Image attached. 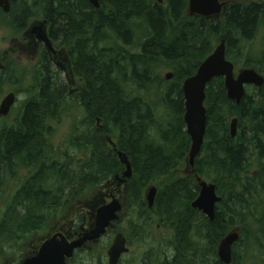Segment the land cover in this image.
I'll list each match as a JSON object with an SVG mask.
<instances>
[{
	"label": "trees",
	"instance_id": "16d2710c",
	"mask_svg": "<svg viewBox=\"0 0 264 264\" xmlns=\"http://www.w3.org/2000/svg\"><path fill=\"white\" fill-rule=\"evenodd\" d=\"M240 1L207 19L189 15V0H164V5L100 0L99 9L87 0H11L10 28L20 34L31 20H46L55 47L67 50L80 87L72 96L43 52L24 90L20 118L0 131V254L18 248L23 258V245L33 234H47L66 206L124 171L109 138L133 169L130 198L139 210L131 227L142 229L143 214H155L176 232L174 239L188 241L180 251L189 259L181 262L221 264L218 245L236 227L244 237L264 240V88L246 93L237 105L227 98L224 78L207 86L205 143L194 169L186 168L191 138L184 123L183 82L221 40L236 68L255 64L264 76L258 65L264 64V51L255 59L252 49L264 29V2ZM161 69L174 79L162 78ZM71 100L84 115L86 131L81 135L74 127L68 151H52L54 123ZM235 117L239 132L232 138ZM197 175L214 183L222 198L213 223L192 207L200 192ZM151 185L158 188L153 210L144 196ZM174 239L171 247H177ZM246 241L236 244L233 264L244 262L237 250ZM199 250L206 252L200 256Z\"/></svg>",
	"mask_w": 264,
	"mask_h": 264
},
{
	"label": "water",
	"instance_id": "95a60500",
	"mask_svg": "<svg viewBox=\"0 0 264 264\" xmlns=\"http://www.w3.org/2000/svg\"><path fill=\"white\" fill-rule=\"evenodd\" d=\"M94 8L101 7L100 0H87ZM162 3V0H159ZM225 3L222 0H189V14L191 16H201L207 19L218 18L221 16ZM0 7L5 13L10 11L9 0H0ZM47 22L41 23L38 27L31 30L36 35L37 40L43 42L49 52L56 54V50L46 29ZM36 28V29H35ZM224 78L227 98L237 105H240L246 95V87L254 86L262 90L264 87V77L254 68L241 69L235 73V65L227 59L226 41L221 40L214 52L206 58L200 65L197 73L186 79L182 85V92L185 99L184 123L186 131L191 138V148L188 157V170L194 169L195 162L200 156L207 132L208 111L205 106L207 86L216 78ZM167 80L172 79V74L166 76ZM16 94L7 95L0 104V117H7L10 114L15 102ZM232 138H236L238 133V119L234 118L230 124ZM110 145L116 151L119 161L124 165L125 170L122 177L116 175L115 179H120L122 183H127L133 176V169L128 155L120 151L111 138L108 139ZM197 182L200 186L199 196L192 203L195 210L203 213L212 223L215 221L217 205L222 202V198L217 193L214 183L207 182L197 175ZM158 189L155 186L149 188L146 193V201L149 209L155 205ZM121 211L119 202L111 205L107 213H103L107 220L98 221L96 231L89 236L76 242H68L61 235L54 236L45 240L35 255L26 257L22 264H67V258L73 256L76 249L82 247L88 239H98L105 233L106 227L112 220H118ZM106 217V218H107ZM240 232L234 231L221 240L218 246V256L222 264L233 263V246L239 241ZM130 249L127 247V240L123 234H118L109 251L110 264H118L124 254H128Z\"/></svg>",
	"mask_w": 264,
	"mask_h": 264
},
{
	"label": "rangeland",
	"instance_id": "374dc122",
	"mask_svg": "<svg viewBox=\"0 0 264 264\" xmlns=\"http://www.w3.org/2000/svg\"><path fill=\"white\" fill-rule=\"evenodd\" d=\"M236 1L237 0H222V3L229 4ZM240 2L262 3L264 2V0H241ZM1 11H0V80H1L0 104L2 100L11 93L16 94L17 101L15 102V105L13 106L10 114L7 117L5 118L0 117V131L3 128L13 125L20 118V115L22 113V107L27 97V95L24 93V90H26L29 87V85H31L32 77L34 76L33 74L37 66L39 65L40 57L43 55L42 49L45 47L43 44L40 43L37 44L36 47H33V43H31L29 36L27 35V32L30 31V29H32L33 27H38L41 23H43L44 19L31 20V22L28 25V29L18 34L13 29H11L10 28L11 26L9 25L10 20L8 18V15L11 11V8L9 13H2ZM1 13L2 15H7V16L3 18ZM6 25H9V27H6ZM49 27L50 25L46 27L48 32H49ZM44 49L47 50L46 48ZM252 49L254 52L255 59L257 58L259 59L262 54L261 52L264 51V29L262 30L259 37L252 42ZM56 51L61 54L62 58L54 59L55 63L53 64L56 70L60 71L61 79L68 86V90L70 91V93L72 92L71 95L73 96L77 92L76 91L77 88L80 87V84L77 80H75L72 74L71 61L68 58L67 50L64 47H58L56 48ZM258 65L264 69V64L261 65L258 63ZM245 68L255 69L256 65L249 63L247 67L243 65L241 67L239 66V68L236 69L237 73L241 69H245ZM8 69H10L9 76L8 73H5V71L7 72ZM11 74H14L15 79L11 77L12 76ZM159 74H161L162 78H166L168 74H172L171 80L174 79L173 73L169 70L161 69L159 71ZM246 92L249 93L250 95H256L259 93V90L255 87H248ZM68 104L69 106L68 105L65 106V108L67 107V109L66 112L64 109L60 122L54 123L55 131L51 136V140H50L51 146L53 147L52 151L55 150L63 153L68 151V143L69 140L71 139V136L73 135L74 127H79V129L81 130V135L84 133V131H86V124L83 123L84 122L83 113L79 111V109L76 107L77 104L74 103L72 100L68 101ZM231 120L232 118L230 119V122ZM113 141L116 142L114 139ZM186 168H188V166ZM147 189H145L144 191V196ZM133 210L134 209L131 208V213ZM152 219H153L152 220L153 223L151 222L153 224L152 227L149 226L145 228V230H142L140 228L138 230L130 231L128 228L125 227L123 228L122 226L121 229L125 232L126 237L130 239V243H131L130 254L124 259L123 264H143L144 257L149 253V251L151 249L153 250L159 249V247L160 249L157 251V255H160V262L158 261L157 264H165L166 260L164 256L166 255L164 254H166L168 250H169L168 252L169 261L172 260L171 255L173 253L170 250V247L168 248V245L171 246V243L170 244L167 243L166 240H170V239L171 241L173 240L174 231L172 229L170 230L169 227L161 223L158 217L155 216V214H153ZM139 222L142 223V221ZM157 225H160L161 227L158 228ZM237 230L240 232L241 239H247L246 241L247 245L242 246L237 250L238 254L241 255L244 260V262H242L241 264H264V248H262L264 246V240L261 239L259 241H256L251 239V237L248 236L244 237L241 227H236L234 231ZM44 234L45 233L41 231L38 232L35 235V237L38 239L41 235L45 236ZM27 248L28 245L24 246L22 251L26 250ZM5 252L6 253L4 257L11 259L18 256V254L20 253L18 249L12 250L11 247L8 248ZM94 254L95 256L93 257V259L95 261L92 264H100V262H98L99 259L97 254L96 253ZM0 261L1 264H8V259L6 258L1 259ZM185 264L188 263L185 262Z\"/></svg>",
	"mask_w": 264,
	"mask_h": 264
},
{
	"label": "flooded vegetation",
	"instance_id": "af4514ba",
	"mask_svg": "<svg viewBox=\"0 0 264 264\" xmlns=\"http://www.w3.org/2000/svg\"><path fill=\"white\" fill-rule=\"evenodd\" d=\"M161 4H165L164 0ZM36 29V28H35ZM31 43H33V47H36L37 44H43L37 40L36 35L32 34L31 31L27 32ZM44 45V44H43ZM45 48V47H44ZM42 49V53L46 54L53 63H55L54 59L62 58L60 53H49L48 50ZM41 58V57H40ZM122 176L121 174H119ZM115 178V176H114ZM108 180L103 185L97 187L91 194L87 195L86 197H82L81 199L75 200L73 204L66 206L65 210L61 213V216L57 221L53 224V226L49 229L45 236H41L38 239L33 234L28 241L23 245H28L26 250H23V258L21 252L15 258H7L4 257L5 254L1 251L0 260L1 259H8V264H22V261L29 256H33L38 251L40 245L45 239L52 238L54 236L61 235L66 241L72 243L81 240L82 238L89 236L92 232L96 231L98 221H103L109 219V217H104L103 213H107L110 210L111 205L115 202H119L121 205V211L117 213L118 220H112L110 224L106 227L105 233L98 239H88L84 242L82 247L76 249L73 253V256L67 258V264H92L95 260L93 257L95 256L94 253L97 254L100 264H110V257L109 251L114 243V240L118 234H123L127 240V247L131 249L130 239H128L125 235V232L121 229L128 228L130 231H134L131 227L134 223L133 220L138 222V217L134 214L136 213L137 207L132 206L133 201L130 198V190H129V180L127 183H122L120 179ZM260 204V203H259ZM264 207V205L262 206ZM131 208L134 210L131 213ZM153 215H147L145 212L143 214L142 223L139 222L142 226V230L151 226L153 223L152 219ZM157 217V216H156ZM149 220V221H148ZM152 222V223H151ZM157 227H161L157 225ZM171 230V229H170ZM173 230V229H172ZM174 231V230H173ZM177 235L176 232H173V236ZM32 238V239H31ZM174 239V237H173ZM187 240L181 239H174V244L176 246H169L170 250L172 251L171 259L176 263L185 264L181 262L183 260H187L189 258H185V256L181 253L180 249H182V245ZM167 243H172L173 240H166ZM188 242V241H187ZM208 243V240H205ZM237 245L233 246V256L234 251L236 250ZM18 249V248H16ZM12 248V250H16ZM160 249V247H159ZM157 249V250H159ZM19 250V249H18ZM94 251V252H93ZM169 250L166 252L165 260L169 261ZM200 256L202 253H205L206 250H199ZM103 253V254H102ZM124 254L120 259L118 264H123L124 259L129 255ZM218 256V250H217ZM210 257V255H209ZM211 260V257H210ZM158 261L160 262V255H149L147 254L144 257L143 264H157ZM218 261L219 256H218ZM221 263V262H220ZM1 264V261H0ZM210 264V262L208 263ZM222 264V263H221Z\"/></svg>",
	"mask_w": 264,
	"mask_h": 264
},
{
	"label": "bare ground",
	"instance_id": "6f19581e",
	"mask_svg": "<svg viewBox=\"0 0 264 264\" xmlns=\"http://www.w3.org/2000/svg\"><path fill=\"white\" fill-rule=\"evenodd\" d=\"M90 3V2H89ZM101 4V3H100ZM92 5V4H91ZM11 112V111H10ZM5 118V117H4Z\"/></svg>",
	"mask_w": 264,
	"mask_h": 264
}]
</instances>
